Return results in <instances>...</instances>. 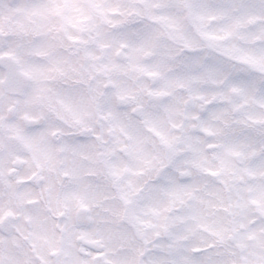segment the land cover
<instances>
[{"label": "snow or ice", "instance_id": "1", "mask_svg": "<svg viewBox=\"0 0 264 264\" xmlns=\"http://www.w3.org/2000/svg\"><path fill=\"white\" fill-rule=\"evenodd\" d=\"M0 264H264V0H0Z\"/></svg>", "mask_w": 264, "mask_h": 264}]
</instances>
